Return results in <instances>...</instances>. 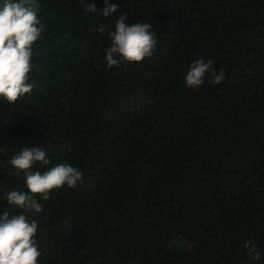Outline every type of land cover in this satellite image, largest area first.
I'll list each match as a JSON object with an SVG mask.
<instances>
[{"label":"trees","instance_id":"16d2710c","mask_svg":"<svg viewBox=\"0 0 264 264\" xmlns=\"http://www.w3.org/2000/svg\"><path fill=\"white\" fill-rule=\"evenodd\" d=\"M38 2L34 87L0 99V197L25 190L10 164L24 147L47 153L34 171L82 173L26 214L38 264H264V0H109L107 18L104 0ZM121 15L150 23L158 43L108 68ZM197 60L222 82L185 87ZM4 211L23 210L0 199Z\"/></svg>","mask_w":264,"mask_h":264},{"label":"clouds","instance_id":"9594fccd","mask_svg":"<svg viewBox=\"0 0 264 264\" xmlns=\"http://www.w3.org/2000/svg\"><path fill=\"white\" fill-rule=\"evenodd\" d=\"M90 13H97L95 5H86ZM118 6L104 0L99 14L105 18L117 12ZM38 0H0V99L10 106L25 94H30L33 46L43 39V25L38 18ZM121 15L115 22L114 31L109 34L110 46L105 50L108 68L119 67L123 63H140L152 55L158 39L151 24L126 22ZM103 32V26L99 29ZM206 76L210 82L219 84L225 78L223 70L217 72L212 61L197 60L191 63L185 77V87L198 90ZM37 163L50 164L47 153L42 148L24 147L14 155L10 164L16 175L23 174L24 189L12 190L0 199L8 205L23 211L0 214V264H38L41 252L38 250L36 235L39 230L36 220H29L27 213L39 214L43 210L40 200L50 199L53 190L62 187L74 188L82 180V173L71 164L58 163L46 171L33 170ZM248 253H256L255 246L246 244ZM258 253L253 259H258Z\"/></svg>","mask_w":264,"mask_h":264}]
</instances>
